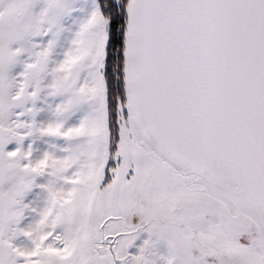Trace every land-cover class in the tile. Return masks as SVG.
I'll return each mask as SVG.
<instances>
[{
  "label": "snow or ice",
  "instance_id": "obj_1",
  "mask_svg": "<svg viewBox=\"0 0 264 264\" xmlns=\"http://www.w3.org/2000/svg\"><path fill=\"white\" fill-rule=\"evenodd\" d=\"M0 264H264V0H0Z\"/></svg>",
  "mask_w": 264,
  "mask_h": 264
}]
</instances>
